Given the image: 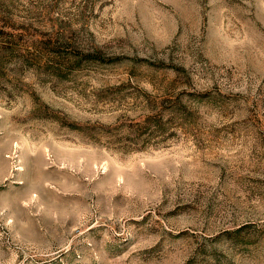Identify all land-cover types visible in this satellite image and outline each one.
Returning <instances> with one entry per match:
<instances>
[{
    "label": "rangeland",
    "instance_id": "374dc122",
    "mask_svg": "<svg viewBox=\"0 0 264 264\" xmlns=\"http://www.w3.org/2000/svg\"><path fill=\"white\" fill-rule=\"evenodd\" d=\"M0 264H264V0H0Z\"/></svg>",
    "mask_w": 264,
    "mask_h": 264
}]
</instances>
